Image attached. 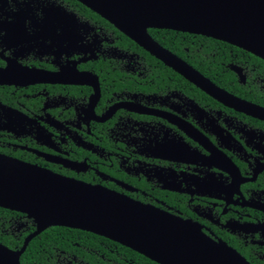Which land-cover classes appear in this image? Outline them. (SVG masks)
I'll use <instances>...</instances> for the list:
<instances>
[{
	"label": "flooded vegetation",
	"instance_id": "obj_1",
	"mask_svg": "<svg viewBox=\"0 0 264 264\" xmlns=\"http://www.w3.org/2000/svg\"><path fill=\"white\" fill-rule=\"evenodd\" d=\"M162 29L148 33L167 62L251 105L209 94L78 0H0V154L189 220L264 264V69L226 46L191 41L182 56L150 33Z\"/></svg>",
	"mask_w": 264,
	"mask_h": 264
},
{
	"label": "water",
	"instance_id": "obj_2",
	"mask_svg": "<svg viewBox=\"0 0 264 264\" xmlns=\"http://www.w3.org/2000/svg\"><path fill=\"white\" fill-rule=\"evenodd\" d=\"M78 1L163 60L165 50L150 37V27L213 37L264 59V0ZM165 62L225 103L250 104L208 83L181 59ZM0 207L24 213L35 224L19 249L0 243V264H21L28 242L51 226L104 236L158 264H250L189 220L4 154H0Z\"/></svg>",
	"mask_w": 264,
	"mask_h": 264
},
{
	"label": "trees",
	"instance_id": "obj_3",
	"mask_svg": "<svg viewBox=\"0 0 264 264\" xmlns=\"http://www.w3.org/2000/svg\"><path fill=\"white\" fill-rule=\"evenodd\" d=\"M150 33L168 47H176L180 55L187 53L184 47L193 49L203 43L204 52H215L223 56L228 55V48L234 53L244 54L253 62L264 69V60L228 43L187 32L162 29L160 31L150 30ZM195 43L192 45V42ZM196 41V42H194ZM174 45V46H173ZM220 48V50H219ZM189 56H193L188 52ZM196 64V63H195ZM206 70L204 65L199 67ZM220 68L215 67V71ZM232 75L228 74L227 77ZM232 86L233 83L227 84ZM35 229L31 218L24 213L0 207V243L11 249H19L25 236ZM130 258L136 264H158L144 255L104 236L65 226H51L34 236L27 244L20 256L21 264H110L112 260Z\"/></svg>",
	"mask_w": 264,
	"mask_h": 264
}]
</instances>
